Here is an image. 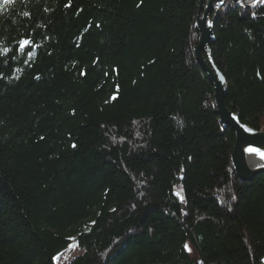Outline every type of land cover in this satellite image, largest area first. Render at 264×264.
<instances>
[{
	"label": "trees",
	"instance_id": "16d2710c",
	"mask_svg": "<svg viewBox=\"0 0 264 264\" xmlns=\"http://www.w3.org/2000/svg\"><path fill=\"white\" fill-rule=\"evenodd\" d=\"M198 3L0 0V264H260L264 172L233 168ZM209 49L261 129L264 3L225 2Z\"/></svg>",
	"mask_w": 264,
	"mask_h": 264
},
{
	"label": "water",
	"instance_id": "95a60500",
	"mask_svg": "<svg viewBox=\"0 0 264 264\" xmlns=\"http://www.w3.org/2000/svg\"><path fill=\"white\" fill-rule=\"evenodd\" d=\"M227 1L243 8L252 6L245 4V0H199L196 14L199 36L193 52L214 85V102L221 124L230 127L235 133V144L231 154L233 168L241 180L252 181L258 174L264 172V158L261 156L264 153V130L243 123L238 113L227 107L225 102L227 80L214 63L209 49L210 42L214 39L216 9ZM260 264H264V257L260 260Z\"/></svg>",
	"mask_w": 264,
	"mask_h": 264
},
{
	"label": "rangeland",
	"instance_id": "374dc122",
	"mask_svg": "<svg viewBox=\"0 0 264 264\" xmlns=\"http://www.w3.org/2000/svg\"><path fill=\"white\" fill-rule=\"evenodd\" d=\"M245 4H253V0H245ZM255 4V3H254ZM222 7V6H221ZM221 7L217 8V12L220 11ZM215 11V10H214ZM213 11V12H214ZM261 129L264 130V123L261 126ZM177 194L180 196V190L177 191ZM190 249V250H189ZM188 251L194 255V252L191 247L188 246ZM82 253V249L74 242H72L67 249H65L63 252H61L56 257L57 264H69V262L78 254Z\"/></svg>",
	"mask_w": 264,
	"mask_h": 264
},
{
	"label": "snow or ice",
	"instance_id": "6c2138e0",
	"mask_svg": "<svg viewBox=\"0 0 264 264\" xmlns=\"http://www.w3.org/2000/svg\"><path fill=\"white\" fill-rule=\"evenodd\" d=\"M4 4H8V3H11L13 2V0H3ZM257 2H260V3H264V0H253V3H257ZM28 43H30L29 41H23L22 44L23 45H27ZM75 146V145H74ZM262 158H264V153L261 154ZM185 248L188 249V245L186 244L185 245ZM190 250V249H189Z\"/></svg>",
	"mask_w": 264,
	"mask_h": 264
}]
</instances>
